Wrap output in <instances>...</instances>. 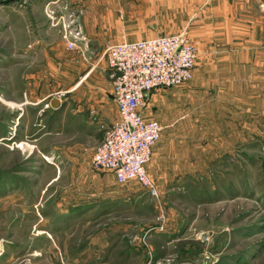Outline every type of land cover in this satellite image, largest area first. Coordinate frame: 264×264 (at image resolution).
<instances>
[{
	"label": "rangeland",
	"instance_id": "374dc122",
	"mask_svg": "<svg viewBox=\"0 0 264 264\" xmlns=\"http://www.w3.org/2000/svg\"><path fill=\"white\" fill-rule=\"evenodd\" d=\"M205 1L0 0V264H264L258 16L244 18L245 56H210L216 45L187 27ZM184 31L196 67L228 75L218 77L225 91L207 86L186 109L184 173L152 198L111 172L80 169L68 125L50 106L77 101L76 62ZM28 86L31 102L44 100L25 105Z\"/></svg>",
	"mask_w": 264,
	"mask_h": 264
},
{
	"label": "crops",
	"instance_id": "0c3cea01",
	"mask_svg": "<svg viewBox=\"0 0 264 264\" xmlns=\"http://www.w3.org/2000/svg\"><path fill=\"white\" fill-rule=\"evenodd\" d=\"M257 7V0H212L210 2L206 0L198 8L194 21L187 27L196 28L198 43L216 45L212 47L213 52L209 54L210 56H215V54L245 56L243 39L245 17L258 16L254 18L255 22H252V42L260 45L264 43V3L259 5V8ZM235 34L240 36L235 37L238 38L236 46L230 50L232 37ZM74 69L78 78H81L72 92L79 93L77 101L70 102L65 107L62 99L58 98L61 101V107L51 108L59 116V122L56 124L62 129L68 125L72 135L70 148L74 150L75 165L86 170L91 167L93 155L104 139L106 128L118 119V110L113 99V88L107 64L102 56H95L88 65L78 61ZM221 76L227 78V72L221 73V70L201 65L195 67L194 78L191 82L176 88L154 90L145 98L140 112L146 119L158 121L165 129H163L161 139L153 147L152 158L147 166L158 188H169L172 182H176L178 175L184 173V164L187 163L188 158L184 155L186 109L190 103L194 104V101H197L198 95L202 94L207 86H217L220 91H225L222 87L227 84L219 80L218 77ZM211 77L218 79L213 80L212 83ZM35 91L42 93L43 89L40 88V84L36 86ZM32 93L34 94L33 90L28 86L25 105L35 102L37 105L40 100H44V98L39 100L38 97V101L31 102L28 96ZM66 117H69L68 124Z\"/></svg>",
	"mask_w": 264,
	"mask_h": 264
},
{
	"label": "built area",
	"instance_id": "2783aa9c",
	"mask_svg": "<svg viewBox=\"0 0 264 264\" xmlns=\"http://www.w3.org/2000/svg\"><path fill=\"white\" fill-rule=\"evenodd\" d=\"M103 58L112 83L118 119L96 148L91 167L114 174L120 185L139 184L152 198L157 184L147 166L164 127L140 112L148 94L192 81L197 49L186 31L106 48Z\"/></svg>",
	"mask_w": 264,
	"mask_h": 264
},
{
	"label": "water",
	"instance_id": "95a60500",
	"mask_svg": "<svg viewBox=\"0 0 264 264\" xmlns=\"http://www.w3.org/2000/svg\"><path fill=\"white\" fill-rule=\"evenodd\" d=\"M50 104L54 109H59L61 107V101L58 98L51 100Z\"/></svg>",
	"mask_w": 264,
	"mask_h": 264
}]
</instances>
